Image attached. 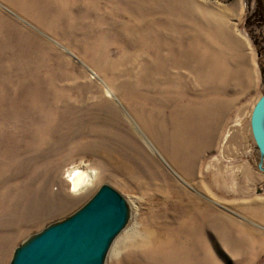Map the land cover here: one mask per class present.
I'll list each match as a JSON object with an SVG mask.
<instances>
[{
    "label": "rangeland",
    "instance_id": "1",
    "mask_svg": "<svg viewBox=\"0 0 264 264\" xmlns=\"http://www.w3.org/2000/svg\"><path fill=\"white\" fill-rule=\"evenodd\" d=\"M213 4L0 0V264L103 184L129 208L104 264H264V48Z\"/></svg>",
    "mask_w": 264,
    "mask_h": 264
},
{
    "label": "water",
    "instance_id": "2",
    "mask_svg": "<svg viewBox=\"0 0 264 264\" xmlns=\"http://www.w3.org/2000/svg\"><path fill=\"white\" fill-rule=\"evenodd\" d=\"M249 126L260 155L259 167L263 169L264 92L251 109ZM128 217L126 199L103 184L69 217L49 224L24 241L14 250L9 264H104Z\"/></svg>",
    "mask_w": 264,
    "mask_h": 264
},
{
    "label": "flooded vegetation",
    "instance_id": "3",
    "mask_svg": "<svg viewBox=\"0 0 264 264\" xmlns=\"http://www.w3.org/2000/svg\"><path fill=\"white\" fill-rule=\"evenodd\" d=\"M214 11L231 31L242 33L250 47L264 48V0H215Z\"/></svg>",
    "mask_w": 264,
    "mask_h": 264
},
{
    "label": "bare ground",
    "instance_id": "4",
    "mask_svg": "<svg viewBox=\"0 0 264 264\" xmlns=\"http://www.w3.org/2000/svg\"><path fill=\"white\" fill-rule=\"evenodd\" d=\"M261 166L264 169V160L261 158ZM68 182L71 187L72 192H77V193H83V191L90 187L92 185V182L95 179V173L94 172H89V171H84L81 169L74 168L68 175ZM79 193V194H80Z\"/></svg>",
    "mask_w": 264,
    "mask_h": 264
},
{
    "label": "crops",
    "instance_id": "5",
    "mask_svg": "<svg viewBox=\"0 0 264 264\" xmlns=\"http://www.w3.org/2000/svg\"><path fill=\"white\" fill-rule=\"evenodd\" d=\"M254 203V202H253ZM252 203V204H253ZM253 207L252 208H254V204L252 205ZM252 213H253V215L255 216V217H260V218H264V208H262V210L261 211H258V210H256L255 212H254V210L252 211ZM233 221V220H232ZM232 223V222H231ZM232 225V224H231Z\"/></svg>",
    "mask_w": 264,
    "mask_h": 264
}]
</instances>
